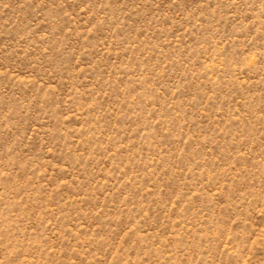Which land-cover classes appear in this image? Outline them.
I'll use <instances>...</instances> for the list:
<instances>
[{
  "label": "rangeland",
  "instance_id": "374dc122",
  "mask_svg": "<svg viewBox=\"0 0 264 264\" xmlns=\"http://www.w3.org/2000/svg\"><path fill=\"white\" fill-rule=\"evenodd\" d=\"M0 264H264V0H0Z\"/></svg>",
  "mask_w": 264,
  "mask_h": 264
}]
</instances>
